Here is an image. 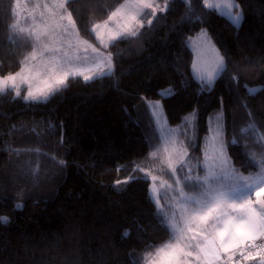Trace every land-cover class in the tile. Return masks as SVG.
Returning <instances> with one entry per match:
<instances>
[{"label":"trees","instance_id":"obj_1","mask_svg":"<svg viewBox=\"0 0 264 264\" xmlns=\"http://www.w3.org/2000/svg\"><path fill=\"white\" fill-rule=\"evenodd\" d=\"M123 1L75 0L67 7L82 36L96 42L86 29L108 18ZM237 1L244 12L239 28L217 10H207L202 0H174L138 37L110 44L112 76L89 82L72 77L47 103L13 99L11 91L0 95V217L10 220L6 226L0 223V264H146L155 248L172 239L156 215L157 202L149 200L151 179L145 182L143 172L134 171L160 140L142 97L161 99L168 121L182 132L196 111L192 155L198 159L210 116L223 111L234 166L243 173L259 170L264 91L249 96L244 85L264 88V0ZM16 17L14 0H0L3 76L20 70L34 46L15 30ZM202 29L231 69L210 89L194 75L195 55L186 43ZM166 87L176 95L166 99L157 94ZM49 156L65 166L55 165ZM37 166L40 175L33 182L27 173ZM130 176L141 178L115 184ZM17 203L22 210L14 209ZM259 259L244 264H259Z\"/></svg>","mask_w":264,"mask_h":264},{"label":"snow or ice","instance_id":"obj_2","mask_svg":"<svg viewBox=\"0 0 264 264\" xmlns=\"http://www.w3.org/2000/svg\"><path fill=\"white\" fill-rule=\"evenodd\" d=\"M20 0H14L15 4H19ZM75 0H57L59 9L62 10L61 21H67V26H61V34H68L69 28L77 35L79 30L75 28V20L72 18V12L68 11V5L74 3ZM132 2L138 7L140 11L149 10L150 14L155 16L157 11L165 12L168 9L169 3H173L174 0H164V4L154 5L153 0H132ZM187 3L188 0H185ZM203 6L207 10H218V14L227 19L236 28H239L243 22V12H233V8H238L235 0H218L213 3L210 0H202ZM125 8L124 4H121L114 11H111L108 19L103 21V27L107 29V33L101 32L102 24L95 23L90 29H86L87 32H91L95 39L99 41L104 49H107L109 45L115 46L118 41H123L128 38L138 37L136 28H143L144 24L140 23L133 27L122 25L120 20L122 12ZM191 11V7L189 6ZM132 20L136 17L132 16ZM113 25V28H108L109 24ZM152 21L149 20L148 24L151 25ZM107 35V39H105ZM47 36V31L37 32L35 40L39 43L42 38ZM207 37L205 30H201L198 36ZM82 42L85 47L84 53H88V41H83L78 37V43ZM186 43L191 44V38H188ZM210 44V41H209ZM69 48L72 49L73 54L69 55L65 52L61 55H52L46 58L43 67L37 69L35 65H29V60H36L37 52L35 48L33 52L28 56H25L21 61V70L14 74L10 73L5 76H0V95L7 94L8 92H14L13 99L19 98L25 102L32 103H47L50 98L62 92V90L68 87L69 77L83 76L84 82L95 81L97 79H103L104 77H110L113 74L114 65L112 64V55L108 53L106 56L94 45H91L92 56L79 55L80 49L77 45L69 44ZM57 49L51 48L48 44L43 45V52L39 55H43L44 52H55ZM215 52V48H212ZM91 60L93 68H89L88 71L92 74H83L80 70H71L68 66H71L77 61ZM216 69L209 72L206 76L199 75L197 78L206 83L209 87L214 86V81L219 74L229 73L231 69L228 68L225 63L224 57L216 55L215 58ZM192 67L197 68V65L193 63ZM68 68V70H65ZM233 81H236L235 76L232 77ZM21 85H27L26 95H21ZM249 96H255L264 88H248L244 85ZM162 98L170 99L175 96V90L167 88L160 90L157 93ZM146 106L151 109L161 108L160 101H150L143 98ZM242 105L246 107V103L241 101ZM219 115L222 116V113ZM250 115V113H249ZM194 118V117H193ZM219 119V116L217 117ZM15 129V126H13ZM35 131V129H33ZM38 134V133H37ZM213 142L219 140L218 159L220 165L223 166L224 160V145L222 142V136L218 130L215 134L209 137ZM233 145L237 144V140L233 139L231 142ZM19 154L20 149H12ZM23 151H35L38 155L41 154L38 149H25ZM156 153H151L155 155ZM47 155V154H44ZM207 155V149L205 150ZM247 157V153H245ZM175 163H173L171 157L168 160V168L175 174L177 172L176 164L180 165L183 169L185 165L184 157L188 156L186 148H181L175 152ZM49 159L59 167H64L65 162L57 159L55 156H49ZM134 171H141L138 167ZM189 169L188 172H191ZM31 175L33 182L38 180L40 175L39 167H29L28 173ZM215 175V173H210ZM227 177L231 179V183H223L217 180L216 182H210L209 177L202 178L199 184L198 191L195 193H185L184 188L181 187L179 194L185 200V203L181 205V220L178 222L175 217L169 218L167 213L164 212L162 207L157 208L156 215L163 216L160 220L162 225H166L172 233V240L166 242L155 248L154 254L149 259V264H241L249 260H256L260 257L259 264H264V200L257 199L253 201V194L259 198L264 196V165L261 166L260 172L255 176H243L241 174L233 173L230 169L225 173ZM141 177L130 176L123 181H116L115 184L127 185L130 182L136 181ZM143 179L145 182L149 180V174L143 173ZM185 186L189 189L196 188L197 185L189 183L194 180H201L199 177H192L187 173L183 177ZM152 181H156V176H151ZM175 183H180V178L177 177ZM156 191L155 185H151L149 188V200L153 204H156V200L153 198V193ZM256 205V206H254ZM15 210H22L23 204L17 203L14 205ZM10 222L8 217H0V223L5 226ZM125 236L129 233L125 231ZM260 241V243H257ZM255 252V255L253 254ZM222 253L227 254L226 258L222 259ZM239 259H236V257ZM194 257V261L189 258Z\"/></svg>","mask_w":264,"mask_h":264},{"label":"rangeland","instance_id":"obj_3","mask_svg":"<svg viewBox=\"0 0 264 264\" xmlns=\"http://www.w3.org/2000/svg\"><path fill=\"white\" fill-rule=\"evenodd\" d=\"M190 2V0H188ZM210 2L216 3L218 0H210ZM154 5H163L164 0H153ZM235 3L238 5V8H233L232 11L235 13L237 11H242L243 9L240 3L235 0ZM121 4L125 5V8L122 12L121 24L126 25L128 27L135 28L136 25L143 23L144 25L148 23L149 20H153L154 17L158 14L159 11L156 12L155 16L151 15L149 10L140 11L138 7L132 2V0H124ZM120 4V5H121ZM170 4V3H169ZM119 5V6H120ZM118 6V7H119ZM169 6V5H168ZM69 11V10H68ZM218 11V10H217ZM16 12L17 17L14 22L15 30L22 36H28L33 41V49L35 48L37 52L36 60H29V65H35L37 69L43 67V64L47 57L52 55H63L67 52L69 55L73 54L71 48L68 47L69 44L77 45L80 49L79 55L84 56H92L91 53V45L96 46L100 49L102 53L106 56L108 53L112 55V64L114 65L113 54L109 48L104 49L98 40L93 42L89 39H86L82 36L79 31L78 37L82 38L83 41H88V53H84L83 49L85 45L80 42L78 43L77 35L69 28L68 34H61V26H67V21H61L60 17L63 15L62 10L59 9L57 0H20L19 4H16ZM135 16L136 19L132 20L131 17ZM73 18V17H72ZM244 18V12H243ZM106 18L105 20H107ZM102 20L98 23L102 24L101 32L107 33V29L103 27ZM75 28L78 29L76 22ZM108 28H113V25L110 23ZM141 28H136L137 32L140 31ZM79 30V29H78ZM205 30V29H203ZM47 31V36L42 38L41 42H37L35 40V35L37 32H45ZM207 37H200L198 39V32L195 35L191 36L192 43L189 44L194 51V62L197 65V68L194 69L192 67V71L196 78L199 75H207L209 72H212L213 69H216L219 72V69L216 67L215 58L218 54L219 56H223L218 46L214 42L213 38L210 36L207 30ZM105 39H107V35H105ZM210 41V44H209ZM48 44L51 48L57 49L55 52H44L43 55H39V53L43 52V45ZM110 46V45H109ZM215 48V52L212 51V48ZM33 49L27 54V56L33 52ZM225 60V59H224ZM71 70H80L83 74H92L88 71L89 68H93L91 60L87 61H77L74 62L71 66H68ZM66 68L65 70H68ZM21 70V69H20ZM18 70L17 72H19ZM93 71L95 69L93 68ZM16 73V72H15ZM14 74V73H12ZM220 75V74H219ZM218 75V76H219ZM0 76H3L0 74ZM83 77L82 75H80ZM217 76V77H218ZM77 77V76H76ZM216 77V79H217ZM72 78L71 76L69 79ZM198 79V78H197ZM215 79V80H216ZM215 82V81H214ZM27 85H21V94L26 89ZM172 88V87H166ZM249 88H260L259 85H252ZM160 101L162 105L161 108L151 109L153 113L154 119L157 124V128L160 134L159 143L153 148L151 153H156L155 155L150 154L149 160L144 164L138 165L137 167L143 172L148 173L149 178L151 176H156L157 180L152 181L151 185H155L156 191L152 194L153 198L156 200L158 207H162L164 212L167 213L168 217H175L178 222L181 220V205L185 203V200L182 196H180L179 191L180 188L183 187L185 193H195L198 191L199 184L202 181V178L208 176L210 182H216L219 180L223 183H231V179L225 175V173L230 169L233 173L241 174L243 176H255L261 170V166L264 165V157L260 162L261 166L259 170L250 173H243L236 169L233 164V161L230 157L227 143H226V133H225V117L223 111L218 112L209 118L210 124V132L208 133L204 145H203V156L198 159L192 155V147L194 144L193 140L197 139V132L194 130L195 119H196V111L193 112L188 120H189V128H186V133L182 132L180 127L170 124L167 118V114L161 99H157ZM150 100V101H157ZM222 113V116L219 115ZM219 116V119L217 117ZM194 117V118H193ZM218 130L222 136V142L224 145V160L225 163L223 166L220 165V160L218 159L217 149L219 148L220 141L217 140L213 142L209 137L215 134V131ZM185 133V134H183ZM181 148H186L188 152V156L184 157L185 165L184 168L181 169L179 164H176L177 172L173 174L168 168V160L171 157L173 163H175V152ZM207 149V155H205V150ZM189 169H192L191 172H188ZM188 174L192 177H199L201 180L190 181L189 183H194L197 185L196 188L189 189L185 186V181L183 179L185 174ZM210 173H215V175H209ZM177 177L180 178V183H175ZM253 201L257 199L264 200V196L257 198L254 194L252 196ZM256 206V205H254ZM163 218V216H162ZM172 240V239H171ZM169 240V241H171ZM167 241V242H169ZM222 259L226 258L227 254L222 253ZM151 257V256H150ZM150 259V258H149ZM194 261V257L189 258ZM146 264H149V260Z\"/></svg>","mask_w":264,"mask_h":264},{"label":"built area","instance_id":"obj_4","mask_svg":"<svg viewBox=\"0 0 264 264\" xmlns=\"http://www.w3.org/2000/svg\"><path fill=\"white\" fill-rule=\"evenodd\" d=\"M257 243H260V241H257ZM255 255V252L253 253ZM236 259H239V257L237 256ZM245 262H241V264H244Z\"/></svg>","mask_w":264,"mask_h":264}]
</instances>
